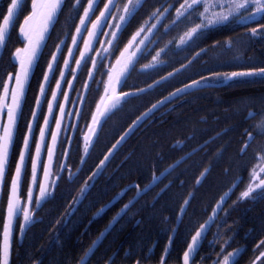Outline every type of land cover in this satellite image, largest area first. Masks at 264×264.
Instances as JSON below:
<instances>
[{"label": "trees", "instance_id": "obj_1", "mask_svg": "<svg viewBox=\"0 0 264 264\" xmlns=\"http://www.w3.org/2000/svg\"><path fill=\"white\" fill-rule=\"evenodd\" d=\"M74 2L75 0H65L62 5V11L57 14V21L49 29L46 46H42L26 86L21 105L22 116L17 121L13 148L10 150L7 179L1 190L0 243L9 195L8 184L23 146L24 136L27 134V126L31 122L44 74L53 52L56 51V45L63 40V54L58 56V67L46 91L47 99L42 101L34 124L36 141L47 112L50 95L75 33V26L79 24V17L87 6V0H82L83 7L78 9L77 14V10L72 8ZM9 3L10 0L0 2V21L6 14ZM31 3L32 0H24L5 45L0 48V81L6 82L9 74L17 71L13 55L17 48L24 45L19 37V29L24 18L31 12ZM166 6L167 0H146L122 35L118 50L109 56L110 65L116 61L131 35L150 13L157 7ZM178 6L177 4L176 7ZM102 9L103 3H99L95 15L91 16L92 21L99 16ZM241 12L243 15L248 14ZM174 17L173 8L165 14L154 31L152 38L157 39V43L151 46L150 54L145 55L136 64L135 70L130 72L126 83L122 88L119 87L118 92H137L140 88H148L149 84H154L169 72H175L176 69L181 71L144 93L128 97L127 102L103 123L94 146L84 157L81 130H87L85 125L90 123L103 92V84L108 74L105 63L94 72V80L101 83H96L93 79L89 83L91 90H86V99H83L81 106L84 116L78 118V127L73 135L75 142L69 144L70 151L65 160L64 156H61L59 161L54 160L56 167L59 163H65L68 168L59 170L62 179L58 180L53 196L42 207L32 210L34 223L28 227L20 241L19 220L15 224L9 264H35L39 260H42L43 264H76L79 256L105 231L120 208L135 194L136 189L131 188L103 214L96 216V213L111 204L128 186L144 187L151 182L154 174L160 175L182 157L187 159L134 206L132 212L136 213L135 215L129 213L113 225L93 256L91 264H104V261L116 252L119 255L115 257V264H136V260H140L141 264H160L171 229L177 227L176 218L180 206L191 192L194 195L182 216L183 222L178 226L167 257V264H182L183 253L191 242V236L200 224L208 220L220 197L231 188L234 178L238 175L243 176V182L233 189L223 206L224 211H219L208 227L206 239L202 242L198 255L193 258L194 264H213L221 246H224V254L240 250L236 257L238 264H253V261L255 264H264V257L256 259L259 252L264 250V245L257 249V245L264 241V199H239L249 182L250 171L254 167L258 169L264 165V160L259 159V156L264 154V134H258L254 128L261 114H264V77L224 84L214 83L213 87L202 86L160 106L117 146L105 162L100 175L91 183L92 186L83 201L79 205L73 204V198L78 196L84 181L97 171L100 161L112 151L116 141L153 104L163 101L177 89L191 84L193 80H202V77L211 78L264 68V20L241 24L238 22L240 16H237L225 25L206 30L195 43L190 42V46L180 50L176 48L179 37L200 20L199 16L195 15L192 21L178 22L166 30L162 25L170 24ZM253 28L257 29L256 35L252 34ZM85 35L86 32L84 37ZM169 41L172 43L169 44ZM82 42L83 40L79 43L80 48ZM166 44L167 54L161 55L166 64L159 70L141 72L143 65L149 63L156 51ZM202 49L205 51L201 56L188 64ZM78 52L75 53L76 58ZM90 64L91 61L78 72L72 96L82 93ZM182 65L188 67L182 68ZM2 92L3 87L0 84V95ZM249 111L257 113L255 120L247 118ZM248 132L253 133L255 138L242 154L241 148L248 139ZM177 142H181L182 147H174ZM63 148L66 149V142ZM34 149L35 142L32 143V152ZM82 157L84 163H81ZM69 169L73 172L80 169L74 182L68 180ZM205 169H208L207 174L202 183L197 185L196 181ZM170 182V187L153 208V197ZM26 193L27 183L22 193L23 201L26 199ZM73 208L76 209L74 212ZM69 212H72L70 216ZM165 217L168 218L167 221ZM189 229L191 231H188ZM225 241L228 243L225 244ZM129 249L134 255L124 259V253ZM201 257H204L203 261Z\"/></svg>", "mask_w": 264, "mask_h": 264}, {"label": "snow or ice", "instance_id": "obj_2", "mask_svg": "<svg viewBox=\"0 0 264 264\" xmlns=\"http://www.w3.org/2000/svg\"><path fill=\"white\" fill-rule=\"evenodd\" d=\"M145 2L146 0H126V2L125 0H107V2H103V0H87V6L84 7L83 15L79 17V24L75 26V34L72 35L73 47L68 48V56L75 60L77 69L86 66L87 63L91 61L92 69L89 70V78L93 79L96 83H101V81L94 80V70L98 71L103 64V61L109 56L115 54L119 48L122 35ZM64 3L65 0H32V11L24 18L23 24L20 25V35L25 41V46L23 48H17L14 54L15 60L18 63V70L14 74L10 73L8 78L9 81H14V83L10 86L8 82L0 81V84H2L3 87V94L0 95V115H6V123L3 120H0V184H3L7 179V169L10 163V150L13 148L17 121L22 116L21 104L25 97V89L28 85L33 64L36 61L37 55L40 53L42 46H46L49 29L57 21V14L62 11V5ZM99 3H103V10H100L99 16L96 17L95 21H92L91 16L95 15ZM23 4L24 0H10L7 12L3 15L2 21H0V48L5 45L10 28L14 26V22L18 17V13L23 7ZM177 4L179 5L178 7H176ZM80 7H83L82 0H75L72 8L77 10V14ZM173 8L175 10L174 19L170 24L162 25L166 30H169L178 22L192 21L195 15H198L200 20L199 23H195L193 26L189 27L188 30L179 37V40L176 43V48L180 50H183L185 46H190V42L195 43V40L202 36L206 30L225 25L237 16H240L238 22L241 24L264 20V0H167L166 7L155 8L147 19H145L138 29L131 35L123 51L120 52V56L116 60V65L119 66V70L117 71L111 65L109 66L108 81L104 82V94L96 105V110L92 114L91 122L85 125L87 131L85 132L81 130L84 157L89 154L90 148L94 146L96 138H98V132L102 128L103 123L127 102L128 97L144 93L148 91V89L160 85L163 81H167L169 77H172L181 71V69H176L175 72H169L167 76L161 77V79L155 81L154 84H149L148 88H140L137 92L117 91L118 87L122 88L126 83L130 72L135 70L136 64L139 63L145 55L150 54L151 46L157 43V39L152 38L154 30L157 29V26L160 24L161 19L165 17V14H168ZM241 10L248 14L243 15ZM108 17H112L116 22L110 24L108 22ZM152 20H155V22L149 24ZM89 24H91V28L88 27ZM105 25L113 30L110 33H105ZM85 32H87V39L84 38ZM101 34L109 36L110 38L107 40H100L99 37ZM252 34L256 35L257 29L253 28ZM80 40L84 41L83 51H80ZM97 43L101 45L99 50L95 48V44ZM170 43H172V41H169V44ZM62 44H64L63 40L56 45V51L53 52L51 61L48 64V71L44 74V83L40 85V95L36 98L37 107L41 104L40 97L47 99L46 86L50 84L49 73H52L54 78L56 67H58L57 54H63L61 49ZM166 49H168L167 44L160 48L159 51H156L155 55L152 56V60L149 63L144 64L140 71L147 73L150 70H159L161 66L165 65L166 60L162 59L161 55L167 54ZM76 51H80L79 59H76L75 57ZM204 51L205 50L202 49L201 52L196 53V56L188 61V64H191L194 60L200 57L201 53ZM88 52H95L96 55L94 57L89 56ZM181 67L187 68L188 65H182ZM64 69L71 72L76 71V69L70 67L68 59L64 60ZM60 76L65 83L69 84V87H72L71 82L66 79L64 70L60 71ZM238 76L264 77V68L249 72H233L230 75H226V79H232L233 77ZM202 80H193L191 84H187L184 88L177 89L176 92L165 97L163 101L153 104L152 107L141 117H138L128 131L116 141V144L112 146L113 149L131 135L135 129L139 127L144 120L148 119L154 110H157L160 106L167 102H171L174 99H178L180 95L188 94L193 88L200 89L202 86H215L212 80L207 77H202ZM217 83H220V81H217ZM56 88L57 91L52 93V100L48 102L49 117H51V120L56 121V131H52L51 120L49 117H45L44 127L40 128L39 140L36 141L33 124L29 122L27 126V134L23 139V146L19 151L14 172L11 175L8 184L9 195L6 209L7 216L3 223V241L0 243V264H9L10 240L13 235L14 223L17 221L18 217L23 214L24 222L19 225L21 235H23L28 227L34 223L32 210L27 206L22 207L21 205L25 183H27V204L34 203L37 208L42 207L43 204L53 196V192L58 186V180L62 179L59 170L68 168L65 163H59L58 167H56L54 165V160L59 161L61 156L69 155L70 150L63 148L65 141L69 144L75 142L73 137H62L61 133L70 128H77L78 126L63 122L66 115H72L73 113L66 111L64 106L59 103L58 93L64 96L65 101L69 99L68 94L63 91V87L59 80L56 82ZM85 89L90 91L91 86L86 84ZM82 99L86 98L82 97ZM57 106L60 108V119H56L55 117L54 108ZM75 114L81 118L84 116L82 110H77ZM32 116L33 119L36 118L37 113L35 110L33 111ZM256 117L257 113L254 111L248 112V119L255 120ZM254 128L257 129L258 134H264V114H261V118L254 125ZM49 134L51 135V143H49L47 139ZM247 136L248 139L241 148L242 154L255 138L251 132H248ZM33 142H35L34 155L32 152ZM174 147H182L181 142H177ZM45 152L47 155V162H45L44 159ZM110 155L111 153H109V156ZM189 155H191V153ZM109 156H105L104 159L100 161L97 171L93 172L92 175L88 177V180L84 181L83 186L79 189L78 196L73 198V204L79 205L86 197L89 188L92 186L89 181H94L95 177L100 175ZM84 157L81 158V163H84ZM184 159H187V157H182L180 160H177L175 164L160 173V175L154 174L151 182L144 187H140L139 185L128 186V188L124 189V191L114 198L111 204L101 208L96 213V216L103 214L107 208L116 203L131 188L134 187L136 189L135 194L123 205V207L120 208L105 231L101 232L99 237H97V239L83 251L77 259L76 264H91L93 256L107 233L111 231L113 225H115L120 218L129 213L135 215L136 213L132 212L134 206L176 167H178ZM259 159L264 160V154H261ZM79 171L80 169H77L75 172L70 169L68 170L69 182H74L78 178L77 173ZM207 171L208 169H205L201 173L200 178L196 181L197 185L202 183ZM261 173H264V167H259V171L254 167L250 171L249 182L241 192L239 197L240 200L251 199L255 201L264 199V176H262ZM242 182V175H238L234 178L231 188L220 197L213 209V215L209 216L207 221L200 224L199 228L195 231V234L191 236V242L188 243L187 249L183 253V264H190V261L194 264L193 258L198 255L201 244L204 239H206L205 234L208 230L207 225L216 218V214L219 211H224L223 206L230 197L231 192ZM170 184L171 182L166 184L155 194L151 201L153 208H155L156 203L159 202L161 196L168 190ZM181 184H183V181H181ZM36 189H38V194H36ZM193 195L194 193L190 192L188 198L184 199L180 206V211L176 218L177 227L171 229V235L168 237V245L165 247L163 255L161 256L160 264H167L169 249L175 240L178 226L183 222L182 216L186 213V208L190 205ZM75 210L76 209L73 208L72 212ZM72 212H69L68 215L70 216ZM164 219L165 221L168 220L167 217ZM137 223H139V221H137ZM188 231H191V229ZM227 243L228 242L225 241V244ZM261 245H264V241H261L260 245H257V249H259ZM224 253V246H221L220 253L216 254L217 259L213 261V264H238L236 257L240 254L239 249L234 252H227V254ZM117 255H119L118 252L113 253L112 256L104 261V264H115V257ZM133 255V251L129 249L125 251L124 259L131 258ZM260 257H264V251H260L259 256H257L256 259L258 260ZM201 260L203 261L204 257H201ZM35 264H43V261H36ZM136 264H141V261L136 260ZM253 264H255V261H253Z\"/></svg>", "mask_w": 264, "mask_h": 264}, {"label": "rangeland", "instance_id": "obj_3", "mask_svg": "<svg viewBox=\"0 0 264 264\" xmlns=\"http://www.w3.org/2000/svg\"><path fill=\"white\" fill-rule=\"evenodd\" d=\"M106 2H107V1H106ZM102 10H103V9H102ZM31 11H32V3H31ZM113 11H115V10H113ZM241 11H243V10H241ZM30 13H31V12H30ZM162 19H163V18H162ZM162 19H161V20H162ZM94 21H95V20H94ZM23 22H24V21H23ZM23 22H22V24H23ZM108 22H109L110 24H114L116 21L113 20L112 17H108ZM154 22H155V21H154ZM154 22H153V23H154ZM88 27L91 28V24H90ZM112 30H113L112 28H109L107 25H105V27H104V32H105V33H110ZM155 30H156V29H155ZM155 30H154V31H155ZM74 34H75V33H74ZM142 35H143V34H142ZM19 37H20V39L24 42V45H23V47H24V46H25V41L23 40V38H22L21 35H20V29H19ZM84 38L87 39V32H86V35H85ZM109 38H110L109 36H106V35H103V34H101L100 37H99L100 40H107V39H109ZM80 41H81V40H80ZM80 41H79V43H80ZM23 47H22V48H23ZM71 47H73V45H72V41H71V44H70V47H69V48H71ZM95 48H96L97 50H99V49L101 48V45L97 43V44H95ZM83 50H84V41L82 42V45H81V48H80V51H83ZM80 51L78 52V54H77V58H76V59H79V57H80ZM122 51H123V50H122ZM75 53H76V52H75ZM14 54H15V53H14ZM38 55H39V54H38ZM38 55H37V58H38ZM88 55L94 57V56L96 55V53H95V52H88ZM57 56H59V53L57 54ZM119 56H120V55H119ZM119 56H118V57H119ZM37 58H36V60H37ZM65 59H68V60H69L70 67H71L72 69H76V71H75V72H71V71H68V70L64 69V63H63V65H62V67H61V70H64V71H65L66 79H67V81H70V82H71L72 87H69V84H68V83H65V81L61 79L60 72H59V75H58V78H57L56 82H57L58 80L61 82V85H62V87H63V91L66 92V93L68 94L69 99H68L67 101H65L64 96H63L62 94H59V93H58V98H59V103H60V105H63L64 108L66 109V111H68V112H72V113H73L72 115H66V116L64 117V121H63V122H66V123H68V124H75V125H77V122H78V118H79V116L76 115L75 113H76L77 110H81V106H82V102H83L82 97L84 98V95H85V93H86V89H85V86H84L83 91H82V93H81L79 96H78V94L72 96V89H73V86H74V83H75V79H76V76H77V74H78V72L80 71L81 68L77 69V66H76V64H75V60L71 59V58L68 56V52H67V55H66ZM13 60L16 62V60H15V56H14V55H13ZM116 60H117V59H116ZM35 62H36V61H35ZM35 62H34V64H33V67H34V65H35ZM103 62H104L105 65H106V69H107V71L109 72V68H107V66H110V57H108V58H107L106 60H104ZM16 64H17V70H18V63L16 62ZM90 65H91V66H90V69H89V70L92 69V63H91ZM111 66H112L113 68H115L117 71L119 70V66L116 65V61H114V62L111 64ZM33 67H32V70H33ZM61 70H60V71H61ZM47 71H48V68H47L46 72H47ZM94 72H95V70H94ZM31 73H32V71H31ZM31 73H30V75H31ZM69 74H71V76H68ZM52 75H53L52 73H49L50 79H51ZM229 75H230V74H229ZM260 77H261V76H238V77H233L232 79H226V75H218V76L211 77V78H209V79H211L212 82L215 83V84L217 83V81H220V84H224V83H228V82H231V81L249 80V79L260 78ZM8 78H9V77H8ZM29 78H30V76H29ZM90 81H91V79L89 78V74H88L87 81H86L85 85H86V84L89 85ZM107 81H108V74H107V77H106V79H105V82H107ZM6 82H8V83L10 84V86H11L12 83H14V81H9V79H7ZM56 82H55L54 89L52 90V93L55 92V91H57V88H56ZM42 83H44V79H43ZM202 84H203V80H202ZM218 84H219V83H218ZM47 88H48V85L46 86V91H47ZM193 89H195V88H193ZM25 90H26V89H25ZM118 90H119V87L117 88V91H118ZM191 90H192V89H191ZM52 93H51V95H50L49 101L52 100ZM2 94H3V92H2ZM103 94H104V84H103V92H102L101 96H102ZM39 95H40V91H39ZM39 95H38V96H39ZM101 96H100V98H101ZM100 98H99V101H100ZM40 99H41V104H42V101L44 100V97H40ZM99 101H98V102H99ZM9 102H10V101H9ZM41 104H40L39 107H37V105L35 106V109H34V110L36 111L37 115H38V113H39V110H40ZM21 105H22V104H21ZM46 110H47V112H46L45 117H49V113H48V104H47ZM95 110H96V108H95ZM54 112H55V117H56V119H60V108H59L58 106L54 108ZM94 112H95V111H94ZM45 117H44V120H45ZM36 118H37V116H36ZM36 118L33 119V116H32V118H31V123L33 124V128H34V124H35ZM49 119L51 120V117H49ZM0 120H3V121L6 123V115H0ZM90 122H91V121H90ZM42 127H44V121H43V123H42L41 128H42ZM51 129H52L53 132L56 131V121H55V120H51ZM75 129H76V128H74V129H73V128H70V129H68L67 131L62 132V133H61V136H62V137H73L74 132H75ZM86 131H87V130H86ZM86 131H85V132H86ZM39 136H40V131H39V135H38V137H37V141L39 140ZM47 139H48V142L51 143V135H50V134L48 135ZM82 139H83V138H82ZM65 142H66V149H68V148H69V143H68L67 141H65ZM116 148H117V147H116ZM116 148H115V149H116ZM115 149H112V151H110V153L112 154L113 151H114ZM34 154H35V149H34L33 155H34ZM107 156H109V154H108ZM110 156H111V155H110ZM110 156H109V157H110ZM65 158H66V156L63 157V160H65ZM44 159H45V162H47V155H46V152H45V154H44ZM261 167H264V165H262ZM257 171H259V168L257 169ZM261 175L264 176V173H261ZM92 182H93V181H89L90 184H91ZM2 185H3V184H0V197H1ZM36 194H38V189H36ZM26 196H27V193H26ZM21 205H22V207H23V206H27L30 210H33V209L37 208V207L35 206L34 203H32V204H27L26 199H25L24 201L21 199ZM6 209H7V207H6ZM212 215H213V213L211 214V216H212ZM6 216H7V210H6V212H5V219H4V221L6 220ZM18 220H19V223H20V224H22V223L24 222V220H23V214H21V215L18 217L17 221H18ZM17 221L14 223V228H15V224L17 223ZM211 222H212V221H211ZM211 222H209V224L207 225V228L210 226ZM13 232H14V230H13ZM12 237H13V235H12ZM12 237H11V240H10V248H11V243H12ZM21 238H22V235L20 234V230H19L18 241H20ZM2 241H3V231H2V239H1V243H2ZM263 251H264V250H263ZM9 259H10V257H9ZM190 263H191V261H190ZM182 264H183V258H182Z\"/></svg>", "mask_w": 264, "mask_h": 264}, {"label": "water", "instance_id": "obj_4", "mask_svg": "<svg viewBox=\"0 0 264 264\" xmlns=\"http://www.w3.org/2000/svg\"><path fill=\"white\" fill-rule=\"evenodd\" d=\"M2 0H0V2H1Z\"/></svg>", "mask_w": 264, "mask_h": 264}]
</instances>
